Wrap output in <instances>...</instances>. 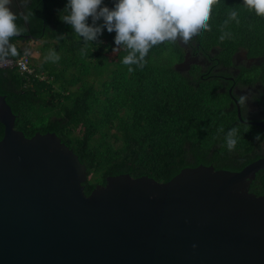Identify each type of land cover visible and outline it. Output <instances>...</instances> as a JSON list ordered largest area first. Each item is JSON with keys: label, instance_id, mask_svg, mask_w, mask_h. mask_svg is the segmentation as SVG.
<instances>
[{"label": "trees", "instance_id": "obj_1", "mask_svg": "<svg viewBox=\"0 0 264 264\" xmlns=\"http://www.w3.org/2000/svg\"><path fill=\"white\" fill-rule=\"evenodd\" d=\"M113 2L104 0L109 7ZM65 4L10 0L18 34L26 37H11L17 53L6 58L16 59L26 47L33 51L18 44L30 40L40 41L39 55L31 58V74L0 68V94L16 115L15 128L26 137L55 132L78 155L88 173L85 194L108 176L147 175L167 182L186 167L238 171L264 156V129L238 118L228 92L231 82L214 76L232 75L237 52L244 51L258 62L237 66V81L264 88V16L244 0H216L208 29L186 44L166 40L153 46L143 66L131 65L132 71L121 63L127 53L114 44L115 33L102 31L100 42L83 41L61 20ZM233 10L236 19L229 16ZM51 51L58 60L49 58ZM187 53L192 59L206 57L220 70L203 72L208 67L195 63L188 71L176 66ZM259 120L264 123V114ZM232 128L237 143L229 149L226 134ZM3 131L0 123V139ZM249 190L264 194V169Z\"/></svg>", "mask_w": 264, "mask_h": 264}, {"label": "water", "instance_id": "obj_2", "mask_svg": "<svg viewBox=\"0 0 264 264\" xmlns=\"http://www.w3.org/2000/svg\"><path fill=\"white\" fill-rule=\"evenodd\" d=\"M15 119L0 94V264H264V194L249 190L264 156L167 182L108 176L87 195L78 155L55 132L26 137Z\"/></svg>", "mask_w": 264, "mask_h": 264}, {"label": "clouds", "instance_id": "obj_3", "mask_svg": "<svg viewBox=\"0 0 264 264\" xmlns=\"http://www.w3.org/2000/svg\"><path fill=\"white\" fill-rule=\"evenodd\" d=\"M216 0H114L109 7L104 0H66L64 23L71 26L85 42H100L102 31L114 32V44L126 49L121 63L142 67L153 46L164 41L188 43L208 29L212 5ZM10 0H0V58L16 55L11 37L18 34L17 16L9 7ZM247 8L264 16V0H244ZM236 19L237 11L229 14ZM89 18L91 22H89ZM99 21V23L97 22ZM224 35L220 39L223 40ZM115 47V48H117ZM83 51V50H82ZM49 58L58 60L55 51ZM245 97H241V102ZM236 128L226 134L227 147L237 143Z\"/></svg>", "mask_w": 264, "mask_h": 264}, {"label": "flooded vegetation", "instance_id": "obj_4", "mask_svg": "<svg viewBox=\"0 0 264 264\" xmlns=\"http://www.w3.org/2000/svg\"><path fill=\"white\" fill-rule=\"evenodd\" d=\"M206 59V60H205ZM258 59L256 58H248L246 56V52L238 51L236 54V58L234 60V67L230 70L232 75H224L219 73H214L221 78L223 84L227 82L229 84L228 92L230 93L231 99H237L240 105V110L242 117H245V122L252 121V120H259L260 116L264 114V88L259 84L255 83L253 85H245L241 84V81H237V75L239 73L238 67L239 65L250 66L251 63H257ZM203 65L208 68L202 69L203 72H218L220 67L212 62L211 60L207 59L206 57L203 60H199L198 56H195L193 59L190 57L189 53L185 55L184 61L177 63L176 66L181 67L185 71H188L192 64ZM241 97H245V100L241 102ZM233 104L236 107L235 101ZM237 108V107H236ZM237 112V111H236ZM255 112V113H254ZM258 113V117L254 114ZM245 114L253 115L254 118L249 117Z\"/></svg>", "mask_w": 264, "mask_h": 264}, {"label": "built area", "instance_id": "obj_5", "mask_svg": "<svg viewBox=\"0 0 264 264\" xmlns=\"http://www.w3.org/2000/svg\"><path fill=\"white\" fill-rule=\"evenodd\" d=\"M32 50L29 47L23 49L21 55L16 59L4 58L0 59V68L17 67L21 73L31 74L34 72L31 66Z\"/></svg>", "mask_w": 264, "mask_h": 264}, {"label": "rangeland", "instance_id": "obj_6", "mask_svg": "<svg viewBox=\"0 0 264 264\" xmlns=\"http://www.w3.org/2000/svg\"><path fill=\"white\" fill-rule=\"evenodd\" d=\"M18 44H19V46L21 47V48H23L24 46H26L27 44L28 45H30L31 46V48L33 49V51H32V56L33 57H38V55H39V52L37 51V49H36V47H37V45H39L40 44V41H34V40H30V41H26V42H23V41H20V42H18ZM181 68V67H180ZM43 78V77H42ZM255 113V112H254ZM245 115H247V116H249V117H255V116H257L258 117V113H256V114H254L255 116H253V115H249V114H245ZM256 118V117H255ZM264 148V147H263Z\"/></svg>", "mask_w": 264, "mask_h": 264}]
</instances>
